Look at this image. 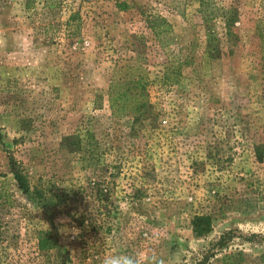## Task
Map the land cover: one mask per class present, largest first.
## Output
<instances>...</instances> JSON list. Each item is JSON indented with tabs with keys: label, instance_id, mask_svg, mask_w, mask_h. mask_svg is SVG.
<instances>
[{
	"label": "rangeland",
	"instance_id": "rangeland-1",
	"mask_svg": "<svg viewBox=\"0 0 264 264\" xmlns=\"http://www.w3.org/2000/svg\"><path fill=\"white\" fill-rule=\"evenodd\" d=\"M123 255L264 264V0H0V264Z\"/></svg>",
	"mask_w": 264,
	"mask_h": 264
},
{
	"label": "trees",
	"instance_id": "trees-1",
	"mask_svg": "<svg viewBox=\"0 0 264 264\" xmlns=\"http://www.w3.org/2000/svg\"><path fill=\"white\" fill-rule=\"evenodd\" d=\"M125 7L126 6H123V8ZM202 14L204 15L205 23L208 27V36L212 37L213 33L210 32V19L213 18L214 13L210 11L206 13L202 12ZM233 25L234 21L231 19L228 20L226 23L229 36L234 35L232 32ZM151 29L154 30V33L157 38H160L162 35H170L172 27L164 18L157 17L153 20ZM108 102L112 116L115 118L132 115L133 117H135V119L142 120V118L147 117L148 112L152 110V104L150 102V96L147 90L146 82L143 79L111 83L108 91ZM9 161L10 168L15 176L19 187L27 191L25 178L21 175L17 161L12 155H10ZM208 221L209 219L207 217L197 218L194 221L196 230L198 232L200 231V234L206 231L205 223H207ZM226 242V239L221 238L220 242L218 243V246L220 248H223L226 246ZM47 243H49L48 239L41 238L40 249L47 250ZM208 261L209 257L206 256L197 264H207Z\"/></svg>",
	"mask_w": 264,
	"mask_h": 264
},
{
	"label": "clouds",
	"instance_id": "clouds-1",
	"mask_svg": "<svg viewBox=\"0 0 264 264\" xmlns=\"http://www.w3.org/2000/svg\"><path fill=\"white\" fill-rule=\"evenodd\" d=\"M103 264H139L138 259L132 256H109L106 257Z\"/></svg>",
	"mask_w": 264,
	"mask_h": 264
}]
</instances>
